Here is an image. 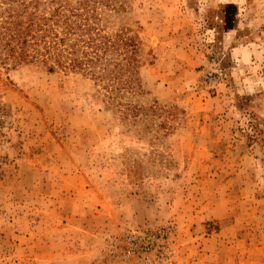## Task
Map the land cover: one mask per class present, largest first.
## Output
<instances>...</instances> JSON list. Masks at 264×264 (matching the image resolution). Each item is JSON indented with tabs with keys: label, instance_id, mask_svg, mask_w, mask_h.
<instances>
[{
	"label": "rangeland",
	"instance_id": "obj_1",
	"mask_svg": "<svg viewBox=\"0 0 264 264\" xmlns=\"http://www.w3.org/2000/svg\"><path fill=\"white\" fill-rule=\"evenodd\" d=\"M113 1L143 116L0 56V264H264V0Z\"/></svg>",
	"mask_w": 264,
	"mask_h": 264
},
{
	"label": "trees",
	"instance_id": "obj_2",
	"mask_svg": "<svg viewBox=\"0 0 264 264\" xmlns=\"http://www.w3.org/2000/svg\"><path fill=\"white\" fill-rule=\"evenodd\" d=\"M18 1L0 18L3 61L38 62L49 72H78L93 82L107 108L121 109L125 117L145 114L128 98L144 93L138 41L126 28L112 35L101 24L99 6L114 7V13L123 6L115 8L113 0H75L74 6L67 0Z\"/></svg>",
	"mask_w": 264,
	"mask_h": 264
}]
</instances>
